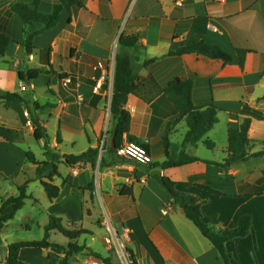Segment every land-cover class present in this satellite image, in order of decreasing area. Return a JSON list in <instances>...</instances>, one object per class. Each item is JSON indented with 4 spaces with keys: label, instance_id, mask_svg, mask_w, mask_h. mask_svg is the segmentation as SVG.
Instances as JSON below:
<instances>
[{
    "label": "crops",
    "instance_id": "1",
    "mask_svg": "<svg viewBox=\"0 0 264 264\" xmlns=\"http://www.w3.org/2000/svg\"><path fill=\"white\" fill-rule=\"evenodd\" d=\"M17 1L0 0V30L6 29L11 38L0 61V93H17L31 103L50 107L29 111L23 103L13 102L7 108L0 101V172L10 177L32 171L34 175L24 183L35 180L37 166L27 161V152L35 155L28 143L37 141L34 116L48 135L54 127L56 138L49 135L50 147L60 156L79 155L92 148L104 158V165L95 169L61 164L66 167L62 170L59 166L61 177L54 183L62 190L51 202L58 214L82 219L85 211L94 214L99 200L121 236L129 230L127 248L139 264H224L219 251L154 178L161 175L173 181L179 193L198 199L203 221L216 232L234 229L242 216L250 215L249 234L227 243L226 251L237 264H264V156L228 169L214 164L228 157V130L238 129L246 118L251 119V154L264 152V0H81L85 8L65 9L53 31L34 38L32 55H26L22 46L24 23L11 11ZM52 1L39 0V11L51 13ZM29 5L33 6V0ZM42 27L34 24L30 29L36 32ZM122 35L138 36L141 45L122 47ZM195 40L222 47L232 62L224 64L196 54L168 56L169 51ZM42 50L50 51L55 74L21 81L19 71L45 67L48 55ZM239 51L247 52L244 68L239 64ZM117 54L129 55L139 77H152L161 88L178 78L194 80L193 103L221 109L219 122L196 145L183 147L187 124L173 125L177 113L164 95L150 104L129 95L125 109L132 120L124 142L129 138L148 141L152 163L139 164L109 153L114 139L110 128ZM98 62L106 65L109 79L96 93L94 67ZM166 136L171 160L178 161L184 150L200 161L178 168L157 167L167 160ZM206 141L214 148L209 149ZM37 142L43 149L45 141ZM36 159L45 160L44 150L43 157ZM203 181L225 196L196 185ZM91 183L95 191L86 190ZM168 207L171 210L166 212Z\"/></svg>",
    "mask_w": 264,
    "mask_h": 264
},
{
    "label": "trees",
    "instance_id": "2",
    "mask_svg": "<svg viewBox=\"0 0 264 264\" xmlns=\"http://www.w3.org/2000/svg\"><path fill=\"white\" fill-rule=\"evenodd\" d=\"M29 1L30 0H18L11 8V11L20 17L25 26V38L22 42V46L26 55H32L36 50L33 41L37 35L53 31L57 27L59 21L61 20V14L65 9L71 11L75 8H85L81 0H53L52 12L44 13L38 9L39 0H33V6L29 5ZM34 24H41L43 27L39 31L32 32L30 28ZM10 42L11 38L8 36L7 30L1 29L0 61L5 58ZM119 44L124 48H136L141 45V39L138 36L128 37L122 35L119 38ZM49 52V50H42V53L48 55L47 60L44 63L45 67L29 69L26 73L19 71L21 81L31 82L36 80L41 74H55V71L49 61ZM186 54L205 56L213 60L222 61L224 64H229L233 60L231 54L226 52L222 47L211 45L200 40H195L180 50L169 51L168 56H181ZM246 54V51L238 52L239 64L242 68L245 66ZM152 61L153 60L145 62L143 67H147ZM59 77L61 79H65V76L63 75H59ZM193 88L194 80L185 81L179 78L172 81L168 87L161 88L152 77H139L134 69L132 59L129 55L117 54L113 96L111 101L112 128L110 130V134L115 140L116 148L124 142V136L129 135L131 128V114L125 109L129 95H135L148 104L152 103L157 96L164 95L177 113L176 119L173 120V125H177L182 121H185L187 124L188 131L184 139L183 147L186 144L196 145L200 142L219 122L218 114L222 110L213 104L201 107L195 106L192 97ZM0 101H2L4 106L7 108L13 102L23 103L28 107L29 111L44 110L47 107H50V104L40 105L39 103H31L19 94L10 92L0 93ZM32 123L35 126V139L37 141H45L43 147L45 160L43 162H38L32 152H27V161L30 164L37 166L36 180L33 181H39L41 183L50 201L53 202L58 199L61 194L62 186H58L54 183L57 178L61 177L59 171V166L61 164H65L69 167L89 165L93 169H95L98 165H104V158H100V152L98 149L91 148L79 155L60 156V154L51 149L50 137L41 122L33 116ZM250 124L251 119L246 118L238 129L228 130V157L223 163H214L215 165L228 169L235 164L248 161L251 157L264 156V152L258 154H251L250 152V141L248 135ZM57 141L58 143H61L60 133H58ZM129 141L134 140L129 138ZM169 146L170 142L166 136L164 138V153L167 160L165 163L157 166L161 169L178 168L200 161V159L186 154L184 150L181 152L180 159L178 161H173L170 159ZM206 146L209 149L214 148V144L208 141H206ZM109 153L116 154V152L112 150H109ZM154 178L168 191L171 197L180 204L187 218L192 221L202 235L219 251L224 264H237L232 256L227 253L226 244L236 238L246 237L249 234L252 225V217L250 215H244L240 218L236 228L216 232L203 221L201 204L197 198L181 194L176 191V184L169 178L161 175H155ZM5 179L10 180L8 178ZM30 182L32 181H27L17 187L19 192L17 196H10L7 199L0 197L2 203L0 209V233L4 226L13 220L17 213L23 209L25 201L27 199H31V196L28 194V185ZM196 185L218 197L225 196V194L207 186L204 181L201 183L197 182ZM86 190L95 191L94 183H91ZM7 208H10V211L2 214V212ZM63 221L62 216L50 215L49 223L45 227V235L42 240L19 241L9 245L6 264H24L20 261L19 256L25 249L48 250L51 248L65 253V257L59 262V264H70L68 257L83 252L85 247L77 244H70L68 249H66L51 242V233L57 232L66 239L72 241L83 235H92V232L82 228H67ZM127 253L131 264H139L133 252L128 248ZM94 255L102 259L105 264H112L109 260L103 259L100 254Z\"/></svg>",
    "mask_w": 264,
    "mask_h": 264
},
{
    "label": "rangeland",
    "instance_id": "3",
    "mask_svg": "<svg viewBox=\"0 0 264 264\" xmlns=\"http://www.w3.org/2000/svg\"><path fill=\"white\" fill-rule=\"evenodd\" d=\"M38 86L39 88L41 87L40 85ZM1 112L0 109V113ZM49 135L52 138H56L53 126L49 130ZM28 143L36 157L42 158L43 149L39 142L30 139ZM60 167L62 170L66 168L65 165ZM10 171H14V168H10ZM24 172L27 176L24 174L16 175L14 173L9 174L10 177H7L0 172V197L7 199L10 196L18 195L19 192L17 187L24 184L25 179H29V177L34 175L32 171L28 173L26 171ZM5 178L10 180H6ZM55 184L58 185L57 183ZM28 194L31 196V199L25 201L23 209L17 213L13 220L4 226L0 233V264H6L8 246L12 243L42 240L45 235V227L49 223L50 215L62 216L64 225L67 228H82L92 232V235H83L72 241L66 239L57 232L51 233V242L66 249H68L70 244H77L85 247L83 252L68 257L70 264H105L102 259L96 257L94 254H100L103 259L109 260L112 264H131L126 250L121 254V247L116 238L121 241L120 243L124 244L126 249L127 242L124 240L123 236H121V231H118V228L104 212L99 200L95 201L93 207L94 214L85 211L82 219L77 218L76 220H71L64 215L58 214L60 212L51 204L52 201L49 200L39 181H32L29 183ZM1 206L2 203L0 200V209ZM98 210L100 211L99 214ZM9 211L10 208H7L2 214ZM112 227L116 230L117 236H115ZM64 257V252L53 248L48 250L25 249L20 253L19 259L24 264H59ZM70 260L72 261L70 262Z\"/></svg>",
    "mask_w": 264,
    "mask_h": 264
},
{
    "label": "built area",
    "instance_id": "4",
    "mask_svg": "<svg viewBox=\"0 0 264 264\" xmlns=\"http://www.w3.org/2000/svg\"><path fill=\"white\" fill-rule=\"evenodd\" d=\"M214 31H217L215 28H213ZM94 71L97 72L95 80V87L94 91L96 93L100 92L101 89L104 88L105 84L107 83L109 79V72L106 68V65L103 62H98L96 66L94 67ZM28 116V114H25ZM148 141L144 143H138L134 141H125L123 142L116 150V156L118 158L128 159L132 160L134 162H137L139 164H150L152 163V155L147 147ZM171 210V207L166 208V212H169ZM114 230L115 236H117L116 230L112 227ZM128 233L129 230H125V236H123L124 240L126 241L128 239ZM117 239V242L120 244L121 247V254L124 253V251L127 249L124 247L123 243H120L121 241ZM127 242V241H126Z\"/></svg>",
    "mask_w": 264,
    "mask_h": 264
},
{
    "label": "water",
    "instance_id": "5",
    "mask_svg": "<svg viewBox=\"0 0 264 264\" xmlns=\"http://www.w3.org/2000/svg\"><path fill=\"white\" fill-rule=\"evenodd\" d=\"M117 148H116V145H115V140L113 139L112 140V146H111V150L112 151H115Z\"/></svg>",
    "mask_w": 264,
    "mask_h": 264
}]
</instances>
